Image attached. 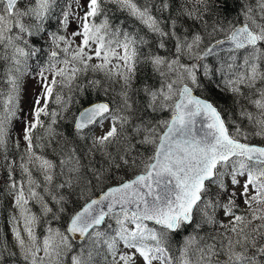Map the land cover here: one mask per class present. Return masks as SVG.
<instances>
[{
  "label": "snow or ice",
  "instance_id": "1",
  "mask_svg": "<svg viewBox=\"0 0 264 264\" xmlns=\"http://www.w3.org/2000/svg\"><path fill=\"white\" fill-rule=\"evenodd\" d=\"M0 157V264H264V0H0Z\"/></svg>",
  "mask_w": 264,
  "mask_h": 264
},
{
  "label": "rangeland",
  "instance_id": "2",
  "mask_svg": "<svg viewBox=\"0 0 264 264\" xmlns=\"http://www.w3.org/2000/svg\"><path fill=\"white\" fill-rule=\"evenodd\" d=\"M82 14V13H81ZM76 27L75 24H72L69 32ZM39 91V85L37 84L35 79L31 78H25L23 82V101H22V107L24 108L25 112L29 111L31 109L32 101L34 98V95ZM74 111V107L72 109ZM22 128V125L17 122L16 129L13 133L15 136ZM103 131V129L97 128L96 134H100ZM258 142V141H256ZM21 148H23V143H21ZM14 151V150H13ZM0 160H2V157H0ZM10 201L2 202L0 203V228H3L5 232H8L9 230V224H8V216L10 215ZM33 211H39L38 206L33 207ZM9 239L11 240V234L9 233Z\"/></svg>",
  "mask_w": 264,
  "mask_h": 264
},
{
  "label": "trees",
  "instance_id": "3",
  "mask_svg": "<svg viewBox=\"0 0 264 264\" xmlns=\"http://www.w3.org/2000/svg\"><path fill=\"white\" fill-rule=\"evenodd\" d=\"M77 109H76V107H74V111H76ZM37 213H38V211H36ZM177 239H179V237H177Z\"/></svg>",
  "mask_w": 264,
  "mask_h": 264
}]
</instances>
